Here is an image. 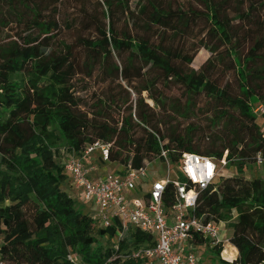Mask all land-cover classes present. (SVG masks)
Masks as SVG:
<instances>
[{
  "label": "trees",
  "instance_id": "obj_1",
  "mask_svg": "<svg viewBox=\"0 0 264 264\" xmlns=\"http://www.w3.org/2000/svg\"><path fill=\"white\" fill-rule=\"evenodd\" d=\"M63 1L0 0V264H73L69 254L84 264H159L136 257L156 244L153 235L132 225L125 230L118 218L103 226L92 208L71 196L60 146L79 157L96 142L110 145L108 161H97L124 171L164 163V150L174 178L185 153L226 158L237 176L218 184L219 174L200 191L193 213L205 223L227 224L238 257L226 262L223 245L200 236L188 242L198 254L208 245L217 264H264V178L243 175L258 166L259 155L264 159V131L254 113L264 102V0H186L197 10L175 8L177 0H138L134 7L131 0H91L96 8L82 4L68 28L79 24L89 34L81 32L71 44L58 39ZM201 18L209 22L211 44L202 48L211 56L195 70L196 55L176 41ZM134 69L142 72L137 83L129 74ZM227 72L233 80L224 84ZM120 76L128 86L122 100L107 88L81 95L74 86L79 77L106 85ZM175 85L186 100L169 105L163 88ZM131 91L137 100L128 105ZM197 97L208 100L213 124L202 136L176 123V116L195 113ZM174 202L169 183L166 213ZM110 240L115 244L106 246Z\"/></svg>",
  "mask_w": 264,
  "mask_h": 264
},
{
  "label": "built area",
  "instance_id": "obj_2",
  "mask_svg": "<svg viewBox=\"0 0 264 264\" xmlns=\"http://www.w3.org/2000/svg\"><path fill=\"white\" fill-rule=\"evenodd\" d=\"M256 115H264V102L255 108ZM110 145L96 142L88 146L82 156H70L63 163L64 170L71 178L73 187L82 200V204L91 205L96 210V218L103 226H108L113 218H118L126 230L129 225L154 236L156 244L143 249L136 257L144 255L155 259L159 264H207L199 261L198 247L189 244V239L200 236L212 246L223 245V254L230 245L229 239L221 238L220 224L205 223L197 218L193 211L197 206L201 190L207 189L218 178L221 169L228 161L202 157L185 153L176 177L172 170L167 152L162 150L164 163L168 168L165 178H148L151 162L140 169H126L123 174H108L93 179L88 159L95 156L96 161H108ZM256 164L262 166L264 159L258 156ZM151 180L150 188L148 181ZM172 183L175 187V202L169 213L165 212L163 197L166 186ZM143 195L140 198V195ZM147 195V197H146ZM237 253V249H233ZM238 255V254H237ZM233 260H227L233 263ZM68 260L79 264V258L68 255Z\"/></svg>",
  "mask_w": 264,
  "mask_h": 264
},
{
  "label": "rangeland",
  "instance_id": "obj_3",
  "mask_svg": "<svg viewBox=\"0 0 264 264\" xmlns=\"http://www.w3.org/2000/svg\"><path fill=\"white\" fill-rule=\"evenodd\" d=\"M138 0H131L132 2V7L136 5V2ZM82 4L85 5L87 9L93 10L96 8L95 4L93 1L88 0V1H82V0H64L63 3L61 4L60 7V13H59V22H60V34L58 35V39H64L68 44H71L75 42L76 37L82 32L81 29L78 30V26L74 27L72 30L68 29L69 27L73 26L75 23V17L78 16L80 13L83 12V7ZM179 4H184L186 7H191L194 10H197L200 8L197 3H190L186 0H177L175 1L174 7L177 8ZM62 20H70V23L68 25L62 22ZM210 26L209 22L206 19H199L196 21L195 24H192L191 27L185 32L183 36H180L179 39L176 41V44L178 45L179 49L182 52L187 53L188 55H196L193 61V64L191 67L195 70H198L202 64L211 56L210 52H208L206 49L202 48L204 44L210 45L209 39L206 38V33L208 32ZM89 33H85V35H88ZM129 74H131V77L134 79V83H137L140 76H142V72L139 71L138 69L132 70ZM222 80L224 84H226L229 81L233 80V77L231 74L228 72L226 73L225 76L222 77ZM74 86L77 91L81 95H84L85 93L84 90H87L88 92H92L95 90H100L103 88H107V92L110 94H113L114 96H117L119 100H122L126 97V94L124 93L123 90H128L127 83L123 81V78L120 76L118 80H115L114 82H111V84H101L99 81L96 79H84L82 77H79L75 80ZM167 98H168V104H172L175 102H180L184 103L186 100V95L181 87L175 86H170L168 88H163ZM229 94L231 96H236L238 97L240 95L239 91H234L230 90ZM143 98L145 101L150 105L154 106V103L149 100L148 95L146 93L143 94ZM137 100V95L131 91V99L129 100L128 105L131 102H135ZM121 103V102H120ZM197 107L195 113L190 115V118H183L180 116H176L177 120L176 123L177 125L180 126L181 130H184L188 126H193L194 128L197 129V133L199 136H202L204 133L207 134L210 132L211 128H213V124L211 123L210 117L205 113L206 108L208 106V100L206 98H201L197 97ZM157 111H159L158 108H156ZM257 122L264 131V115L262 113L257 115ZM176 125V124H175ZM210 129V130H209ZM220 127H217V130H219ZM60 150L63 152L65 155V158H69L71 155L68 152V149L66 146L61 145ZM96 156V155H95ZM105 164V163H104ZM102 169V176H106L108 174H116V170L120 169V166L115 163H106L103 165ZM176 168L172 169V174L171 177L174 178L175 176V171ZM149 171V176L148 178H153L156 176L157 178H165L167 176L168 168L165 163L161 162L160 160H154L151 162V165L148 168ZM104 172V173H103ZM92 177L96 176V172H91ZM247 179L259 177V178H264V165L259 167L256 165H251L250 167H247L246 170L244 171L243 174ZM237 176V170L235 166H226L225 168L221 169L220 176L217 180V183L219 184L221 182L222 178H229ZM75 200H77V204L81 203L82 200L78 195L73 196L71 195ZM142 194L139 196L142 198ZM88 207L91 208V205H88ZM92 214L94 217H96V210L92 211ZM221 228V238L222 239H229L232 236V229L227 225V224H220ZM116 240H110L108 243L106 242V246H111L114 245ZM202 247L208 248V245H204ZM201 247V248H202ZM234 248V246L232 245ZM205 248V249H206ZM233 248H231V251L234 253ZM203 251L202 249H200ZM207 250H210V253H208L205 256V259L207 261H210L211 264H217V256L214 251H211L210 248ZM206 250V251H207ZM200 251V252H201ZM226 250L225 252H227ZM223 258L227 260H233L227 258L225 254H223ZM223 259V260H225ZM228 262V261H226ZM229 263V262H228ZM79 264H84L82 261L79 262Z\"/></svg>",
  "mask_w": 264,
  "mask_h": 264
},
{
  "label": "crops",
  "instance_id": "obj_4",
  "mask_svg": "<svg viewBox=\"0 0 264 264\" xmlns=\"http://www.w3.org/2000/svg\"><path fill=\"white\" fill-rule=\"evenodd\" d=\"M88 163H89V165L90 166H93V170L96 172V176L95 177H93V179H95V178H98V177H100L101 175H102V169H101V167L103 168V165H105V164H100L98 161H96V158H95V156H91L88 160ZM124 170L122 169V168H120L119 170H116L115 172L116 173H118V174H123L124 172H123ZM104 173V172H103ZM149 183H148V188H150V184H151V180H149L148 181ZM69 189H70V194L72 195L73 194V196H74V194L75 195H78V193H77V191L74 189V187L73 186H71V188L69 187ZM196 247V246H195ZM227 248H229V249H231V248H233L232 247V245L230 244L229 246H227L226 247V250H227ZM198 249V248H197ZM204 249V250H203ZM203 251L204 252H199L200 254V258H203V261H205L206 263H208V264H211L210 263V261H207L206 259H205V257H203V254L206 252V249H205V247H203ZM234 249V248H233ZM232 252V251H231ZM238 251H237V253L234 251V258L235 257H238Z\"/></svg>",
  "mask_w": 264,
  "mask_h": 264
}]
</instances>
